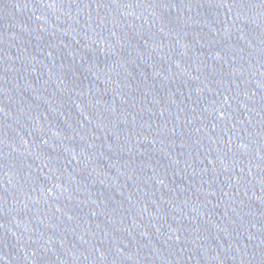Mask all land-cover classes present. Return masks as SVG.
<instances>
[{
  "label": "water",
  "instance_id": "obj_1",
  "mask_svg": "<svg viewBox=\"0 0 264 264\" xmlns=\"http://www.w3.org/2000/svg\"><path fill=\"white\" fill-rule=\"evenodd\" d=\"M0 264H264V0H0Z\"/></svg>",
  "mask_w": 264,
  "mask_h": 264
}]
</instances>
